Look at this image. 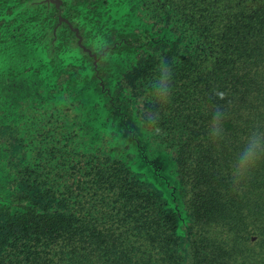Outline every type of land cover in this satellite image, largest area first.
Returning <instances> with one entry per match:
<instances>
[{"label":"flooded vegetation","instance_id":"obj_1","mask_svg":"<svg viewBox=\"0 0 264 264\" xmlns=\"http://www.w3.org/2000/svg\"><path fill=\"white\" fill-rule=\"evenodd\" d=\"M185 1L0 0V264H264V190L222 188L251 131L231 6Z\"/></svg>","mask_w":264,"mask_h":264},{"label":"trees","instance_id":"obj_2","mask_svg":"<svg viewBox=\"0 0 264 264\" xmlns=\"http://www.w3.org/2000/svg\"><path fill=\"white\" fill-rule=\"evenodd\" d=\"M216 1L220 8L221 6H231L236 43L234 47L235 54L232 60L234 63L231 70L227 67L228 70L225 69L226 71L224 70L221 75L220 82L224 85H221L220 87H225V85L230 84L227 79L228 75L237 80H244V83L246 82V87H242L244 84H241L240 86L238 85V87H235L231 92L236 108H239L245 102L243 101L244 98L249 96L246 103L249 102L250 107L249 125L251 127V131L248 133H242L239 138L235 137V141L227 142V146L237 152L239 150L238 146L240 142L243 143H241L243 145H241V149L243 150L251 133L264 132V65H262L264 63V37L255 38V36H247V34L252 33L255 29V24L260 22L264 23V0ZM186 2L188 7H197L198 5L195 0H186L185 3ZM191 3H193V5H189ZM226 62L227 61L225 60L224 64H226ZM223 149L226 150V148ZM242 150L238 152L240 153ZM242 182L243 184L238 187L239 183H234L233 180L229 178V181L225 182L222 188L232 187L233 189L231 193H234L237 196H245L248 190L249 192L264 190V159L258 162L255 169L244 180H242ZM90 241L91 244H95L96 246L100 244L97 242L98 237L94 233H92ZM93 250L97 251L96 248Z\"/></svg>","mask_w":264,"mask_h":264},{"label":"clouds","instance_id":"obj_3","mask_svg":"<svg viewBox=\"0 0 264 264\" xmlns=\"http://www.w3.org/2000/svg\"><path fill=\"white\" fill-rule=\"evenodd\" d=\"M171 69L167 64L161 65L160 76L152 89V103L158 108L166 106L171 99ZM223 95V93H219ZM225 113L217 109L212 117L209 135L213 142L218 141L223 134L222 122ZM159 119L157 110L148 109L142 114L141 124L149 133H158L156 127ZM264 159V132H253L249 135L248 141L243 150L233 162L232 180L239 183L244 180L257 166L258 162Z\"/></svg>","mask_w":264,"mask_h":264}]
</instances>
